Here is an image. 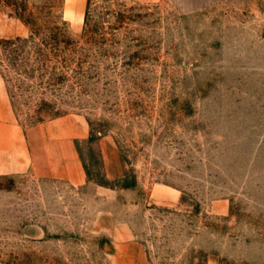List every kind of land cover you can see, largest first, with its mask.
Listing matches in <instances>:
<instances>
[{"label":"rangeland","instance_id":"1","mask_svg":"<svg viewBox=\"0 0 264 264\" xmlns=\"http://www.w3.org/2000/svg\"><path fill=\"white\" fill-rule=\"evenodd\" d=\"M74 7L0 0L19 123L89 127L85 183L0 175V264H264V0Z\"/></svg>","mask_w":264,"mask_h":264},{"label":"crops","instance_id":"2","mask_svg":"<svg viewBox=\"0 0 264 264\" xmlns=\"http://www.w3.org/2000/svg\"><path fill=\"white\" fill-rule=\"evenodd\" d=\"M75 0H66L65 12L73 14ZM89 137L87 122L77 114H63L28 126L17 120L0 74V175L28 172L58 178L78 186L87 172L78 143ZM156 199L173 203L178 192L157 188Z\"/></svg>","mask_w":264,"mask_h":264}]
</instances>
